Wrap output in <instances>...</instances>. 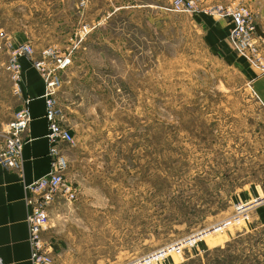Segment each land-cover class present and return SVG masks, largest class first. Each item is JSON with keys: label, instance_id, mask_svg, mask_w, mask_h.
I'll use <instances>...</instances> for the list:
<instances>
[{"label": "rangeland", "instance_id": "obj_1", "mask_svg": "<svg viewBox=\"0 0 264 264\" xmlns=\"http://www.w3.org/2000/svg\"><path fill=\"white\" fill-rule=\"evenodd\" d=\"M243 1L264 57V0ZM216 2L226 0L191 11L173 0H0L3 43L6 32L37 57L52 46L72 58L57 101L76 141L65 143L76 213L117 216L137 256L210 227L149 264H264V70L233 46L231 16L204 9ZM7 56L0 129L20 101Z\"/></svg>", "mask_w": 264, "mask_h": 264}, {"label": "built area", "instance_id": "obj_2", "mask_svg": "<svg viewBox=\"0 0 264 264\" xmlns=\"http://www.w3.org/2000/svg\"><path fill=\"white\" fill-rule=\"evenodd\" d=\"M173 5L176 10L191 11L199 8V0H173ZM204 9L217 10L231 16L233 23L231 42L233 46L239 52L250 56L251 60L264 70V57L258 49L260 36L256 34L253 13L249 5L243 0H226V2L207 4ZM2 34L7 40L6 43H3V38L0 39V49H4L8 53L5 67L13 81V91L20 101L12 117L0 129V134L3 135V139L0 141V161L6 167L18 170L21 177H24L25 132L32 117L24 93L21 56L30 58L45 78V115L48 120L46 135L49 140L50 170L37 179L25 182L24 187L32 262L33 264H52L55 247L53 242L45 236V231L51 222V207L54 203L63 200H76L79 192L78 184L67 177L69 158L65 148V143L73 145L76 141L71 128L62 119V110L57 101L62 82L60 72L71 63L72 58L70 54L60 53L52 46L44 48L42 55L37 57L35 46L31 42L15 44L8 40L6 32ZM253 204V201L236 203V213L232 215L233 218L237 219L247 213V209ZM215 224L219 228L225 225L223 221ZM207 231H209L207 228L201 229L181 240L169 242L151 253L133 256L119 264H149L160 259V255L166 250L182 253L184 246L188 247L193 244L197 235ZM154 256L158 258L151 261ZM2 262L3 259L0 256V264Z\"/></svg>", "mask_w": 264, "mask_h": 264}, {"label": "crops", "instance_id": "obj_3", "mask_svg": "<svg viewBox=\"0 0 264 264\" xmlns=\"http://www.w3.org/2000/svg\"><path fill=\"white\" fill-rule=\"evenodd\" d=\"M23 87L27 97L31 121L25 132L23 148L24 177L19 171L4 166L0 161V256L2 264H33L25 182L39 178L50 170L48 120L46 118V83L43 73L27 56H21ZM264 78L261 76L260 79ZM261 89V88H259ZM264 92V89L262 90ZM9 92L5 91V104ZM10 96L12 97L13 95ZM13 106L19 105L13 98ZM83 203L88 201L83 200ZM79 201H60L51 207V222L45 236L55 247L52 264H119L122 260L136 256V237L131 232H118L109 214L76 213ZM258 214L264 223V204ZM127 232V228L125 229ZM206 247H209L206 246ZM163 264H166L164 261ZM172 264V261H167Z\"/></svg>", "mask_w": 264, "mask_h": 264}, {"label": "water", "instance_id": "obj_4", "mask_svg": "<svg viewBox=\"0 0 264 264\" xmlns=\"http://www.w3.org/2000/svg\"><path fill=\"white\" fill-rule=\"evenodd\" d=\"M255 201L257 202V201H260V200H255ZM256 202H255V203H256ZM216 225H217V224H213L212 227L214 228V227H216ZM209 228H210V227H208L207 229H209ZM205 230H206V229H205Z\"/></svg>", "mask_w": 264, "mask_h": 264}, {"label": "bare ground", "instance_id": "obj_5", "mask_svg": "<svg viewBox=\"0 0 264 264\" xmlns=\"http://www.w3.org/2000/svg\"><path fill=\"white\" fill-rule=\"evenodd\" d=\"M216 228H218V227H216ZM168 251H172V250H168Z\"/></svg>", "mask_w": 264, "mask_h": 264}]
</instances>
